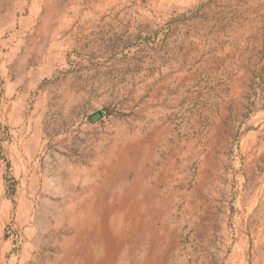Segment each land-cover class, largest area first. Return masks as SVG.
I'll use <instances>...</instances> for the list:
<instances>
[{
    "label": "rangeland",
    "instance_id": "374dc122",
    "mask_svg": "<svg viewBox=\"0 0 264 264\" xmlns=\"http://www.w3.org/2000/svg\"><path fill=\"white\" fill-rule=\"evenodd\" d=\"M0 264H264V0H0Z\"/></svg>",
    "mask_w": 264,
    "mask_h": 264
},
{
    "label": "water",
    "instance_id": "95a60500",
    "mask_svg": "<svg viewBox=\"0 0 264 264\" xmlns=\"http://www.w3.org/2000/svg\"><path fill=\"white\" fill-rule=\"evenodd\" d=\"M96 118H97V117H96V116H94V117H93V120H95Z\"/></svg>",
    "mask_w": 264,
    "mask_h": 264
},
{
    "label": "trees",
    "instance_id": "16d2710c",
    "mask_svg": "<svg viewBox=\"0 0 264 264\" xmlns=\"http://www.w3.org/2000/svg\"><path fill=\"white\" fill-rule=\"evenodd\" d=\"M252 105H253V103L251 102V103H250V106H252Z\"/></svg>",
    "mask_w": 264,
    "mask_h": 264
}]
</instances>
